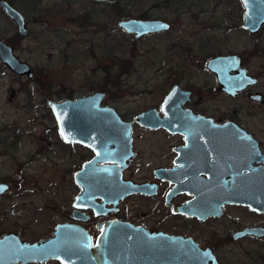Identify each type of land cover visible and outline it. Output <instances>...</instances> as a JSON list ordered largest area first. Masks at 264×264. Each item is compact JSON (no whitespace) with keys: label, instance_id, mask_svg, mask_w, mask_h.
I'll use <instances>...</instances> for the list:
<instances>
[{"label":"rangeland","instance_id":"rangeland-1","mask_svg":"<svg viewBox=\"0 0 264 264\" xmlns=\"http://www.w3.org/2000/svg\"><path fill=\"white\" fill-rule=\"evenodd\" d=\"M9 1L25 14L28 34H20L0 7V39L34 66L36 74H18L0 60V182L12 189L0 197V236L15 232L23 240L38 241L49 238L57 225L71 221L72 204L81 192L74 176L93 153L84 145L63 141L50 99L105 91L104 103L129 119L153 107L160 109L177 76L192 77L196 85L214 84V74L206 67L208 58L243 50L251 70L260 76L259 90L264 93V50H249L256 35L243 29L240 0ZM131 17L166 19L173 28L136 38L119 25ZM212 90L213 108L235 104ZM249 105L259 115L248 120L264 122V106ZM167 139L162 131L137 126L135 144L140 155L127 175L153 179V168L164 161ZM153 202L135 196L122 208L133 216L152 212ZM98 222L91 219L86 226L95 229ZM257 247L246 244L241 261L248 264L247 253Z\"/></svg>","mask_w":264,"mask_h":264},{"label":"water","instance_id":"water-1","mask_svg":"<svg viewBox=\"0 0 264 264\" xmlns=\"http://www.w3.org/2000/svg\"><path fill=\"white\" fill-rule=\"evenodd\" d=\"M240 1L244 8L243 27L250 33L258 32L264 25V0ZM0 7L16 23L18 32L26 36L28 21L25 14L9 0H0ZM119 25L136 38L172 27L170 22L162 19L136 17L122 19ZM0 60L18 74L29 77L36 74V68L19 58L14 47L3 39H0ZM239 64L236 55L216 56L209 59L207 68L217 75L223 90L235 94L257 81L245 69L231 75V71L239 69ZM178 88V85L171 88L162 105L164 117L160 115V109L153 107L140 112L136 120L143 126L162 127L175 132L176 109L172 100ZM106 97L105 91H94L77 98L49 100L63 141L84 145L95 155L75 173V182L81 193L73 203L72 222L57 225L49 238L38 241L23 240L15 232L0 236V264H45L51 261L61 264H219L211 250L201 249L191 238L119 220L101 222L98 226L100 235L96 241L93 240L86 227L91 219L86 211H94L95 217L99 218L107 214L103 210L106 205L117 207L129 196H153L157 193L155 184L124 179V170L135 157L134 121L123 119L115 107L105 104ZM256 175V179L247 178L246 193L227 195V202L264 204V168ZM156 177L175 182L164 170H157ZM10 191V184L0 182V197ZM176 212L193 216L190 205L178 207Z\"/></svg>","mask_w":264,"mask_h":264},{"label":"flooded vegetation","instance_id":"flooded-vegetation-1","mask_svg":"<svg viewBox=\"0 0 264 264\" xmlns=\"http://www.w3.org/2000/svg\"><path fill=\"white\" fill-rule=\"evenodd\" d=\"M170 23L172 27L164 32L172 30L173 23ZM263 27L264 25L256 33H250L243 27L249 35H256L255 44L249 49L252 53H262L264 50L261 42ZM225 55H236L240 60L239 69L231 71V75H237L240 70L245 69L257 81L231 94L223 90L217 75L208 68L214 74V84L207 82L196 85L192 77H175L160 105V115L164 117L162 105L171 88L178 85L172 100L176 109L175 132L162 127L154 129L143 126L136 120L139 113L126 119L118 111L123 119L134 121L135 157L124 170L123 177L136 183L155 184L157 193L153 196H129L117 207L113 204L106 205L103 210L107 214L99 218L95 217L94 211H86L91 219L99 221L97 226L103 221L119 220L169 235L191 238L201 249L211 250L219 264H245L241 259L246 254V244H255L259 247L247 253L248 264H264V204L245 205L228 203L226 200L227 195L246 193L247 178L256 179V174L264 168V122L248 120H254L259 115L257 109L249 104L264 106V93L259 90L261 79L251 70L246 50L219 53L210 58ZM212 89L219 90L223 97L235 104L213 108L209 100ZM137 126L152 132L162 131L168 137L167 145L162 149L164 161L159 167L153 168V179L137 180L134 176L127 175L135 167L134 161L140 155L135 144ZM91 152L94 156L93 150ZM157 170H164L175 182L157 178ZM135 196L156 200L152 205L155 207L153 211L157 210L158 213L149 210L151 213L144 212L133 216L126 214L122 208L123 203ZM99 202L103 203V200L99 199ZM188 205L193 216L176 212L178 207Z\"/></svg>","mask_w":264,"mask_h":264},{"label":"snow or ice","instance_id":"snow-or-ice-1","mask_svg":"<svg viewBox=\"0 0 264 264\" xmlns=\"http://www.w3.org/2000/svg\"><path fill=\"white\" fill-rule=\"evenodd\" d=\"M162 27H166V26H162Z\"/></svg>","mask_w":264,"mask_h":264}]
</instances>
